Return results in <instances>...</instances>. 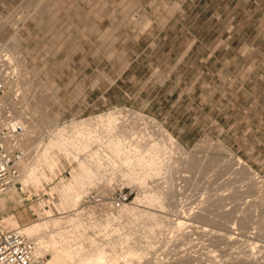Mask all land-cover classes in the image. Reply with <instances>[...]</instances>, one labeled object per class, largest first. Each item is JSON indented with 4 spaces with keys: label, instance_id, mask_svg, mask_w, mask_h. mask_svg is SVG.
<instances>
[{
    "label": "rangeland",
    "instance_id": "rangeland-1",
    "mask_svg": "<svg viewBox=\"0 0 264 264\" xmlns=\"http://www.w3.org/2000/svg\"><path fill=\"white\" fill-rule=\"evenodd\" d=\"M1 49L12 51L19 60L25 87L21 110L39 129L38 134L33 133L35 143L26 141L27 162H32L39 150L36 139L46 142L53 136L49 126L52 121L62 126L115 108L142 112L163 124L186 147L188 153L184 157L175 153L178 157L172 162L180 166L173 172L179 205H171L180 207L171 211V230L161 233V241L153 248H147L144 240V249L153 253L132 264H150L146 260H153V264H248L245 260L264 264V0H0ZM125 118L133 119L130 113ZM138 125L142 132L155 133L153 125ZM102 144L98 141L95 147L102 148ZM194 156L198 166L188 168L189 158ZM236 157L244 163L238 164ZM181 158L182 162L185 159L186 170L181 169ZM111 159L106 160L107 168L92 164L94 183L78 205L87 221L115 210L110 203L120 191L129 194L125 203L134 201L140 193L139 182L125 174L126 165L115 157ZM225 161L235 164L225 167L238 171L236 178V171L229 173L224 167ZM78 162L74 157L62 164L57 162L50 183L42 189L31 183L25 190L18 179L15 187L0 197V221L6 224L5 219L16 214L23 223H29L48 214L61 217L75 211L60 200L57 185L70 183L82 196L71 176L75 170L81 171ZM222 165L228 173L220 171V175ZM216 172L219 179L232 173L231 182L226 178L224 183L223 176L216 180ZM160 176L149 177L148 185L160 178L163 186L165 177ZM248 180L259 184L250 190L244 187ZM242 186L251 194L243 189L244 196L236 202L244 201L234 203L242 205L237 207L242 211H238L227 197L228 192ZM13 192L12 199L5 203L6 196ZM218 194L226 198L220 202L215 198ZM53 200L56 207L50 204ZM212 202H224L225 207L218 204L212 208L216 207ZM207 206L215 212L220 208L228 212L232 207L224 217H230L231 222L235 217V227L239 226L238 214L251 218V226L248 219L246 228L244 223L239 229L233 228L237 236L232 245L228 243L232 247L226 250L228 244L220 242L221 249L216 250L224 248L227 259L222 251L218 256V243L212 244L211 234H207L210 245L208 236L194 226L197 221V225L202 224L197 216L210 211ZM40 209L44 211L41 214ZM232 210L237 211L236 216L231 215ZM193 217L198 219L194 227L187 224L191 218L195 221ZM177 220H187L186 229L184 224L176 227ZM124 225L126 229L135 227L128 220ZM220 229L226 232L224 227ZM139 234L135 235L138 240ZM45 254L49 260L51 251ZM237 255L240 259L236 260Z\"/></svg>",
    "mask_w": 264,
    "mask_h": 264
},
{
    "label": "bare ground",
    "instance_id": "bare-ground-1",
    "mask_svg": "<svg viewBox=\"0 0 264 264\" xmlns=\"http://www.w3.org/2000/svg\"><path fill=\"white\" fill-rule=\"evenodd\" d=\"M19 37L14 36L13 38H19ZM127 113H130L133 119L130 118L129 120H127L125 118V115H127ZM141 113H139L136 110L129 109V108H126V109L115 108V109L97 113L91 116L83 117L80 119H74L71 122L66 123L62 126L58 125L56 121H52L49 126L50 128H52L54 132L53 136L46 142L43 141L40 137L36 139V141H38L37 144H38L39 150H37V154L34 160L32 162H27L26 160L27 151H26L25 156L19 162V169L20 171H22L21 172L22 176L21 178L19 177L18 179L20 180L23 188L27 190L31 183L32 184L36 183L40 187V189L44 187V184H49L50 174L56 171L57 162L59 164H62V162L65 159H70L72 157H74L75 159H78L79 161L78 163H79L81 171L78 172L75 170L74 172L71 173V176L74 179L76 185L80 188L79 189L77 187V189L80 190V193L82 192V196L74 192L73 186L70 183H67L63 187L57 185L58 189L60 190L59 192L60 200L65 202L67 206H70L71 209H74L75 211H73L72 213H69L68 211L67 212L68 214L66 213V215L64 214V216H61V217H57V216L53 217V214H48L46 218H43V219L40 218V219H37L29 223H25V224H22L14 216H12V218H6L4 221L8 226L19 227L22 232L27 234L29 237L33 238L37 244V250L40 254H45L47 251H51V258H49L48 264H132L135 262L134 260L147 257L149 256L150 253L151 254L153 253V251L151 252L150 249L148 250L144 249V246H143L144 240H145V243L146 242L148 243V245H146L147 248L148 247L153 248L155 247V244L157 241L159 240L161 241V238L159 239L160 234L165 232L167 229L171 230L168 227L169 221L171 220L170 219L171 211L174 212L176 208L178 209V207H180V206L178 207L173 206L174 207V210H173V207L171 205V203L173 205L175 203H176L175 205H179L178 204L179 200L178 202H176L178 199L176 198L177 197L176 194L178 190H177V187L175 186L177 182L175 183L173 181L175 179L173 177L174 175L173 172L176 170L175 169L176 167L178 170V167L180 165L179 166L176 165V167L174 166L175 163H172L174 162L173 157L177 156V155L174 156L175 153L177 154L179 153V156L180 155L183 156V154H187L188 151L186 147H184L177 140L174 134L170 130H168L163 124ZM21 114H23V112H21ZM138 124L153 125V131H155V133H152V131H148L147 133L142 132L143 131L142 128L138 129L136 127V126H139ZM37 131H39L38 127L36 126L33 120H30V132L26 139V141H28L30 145L35 143V138L33 140V137L35 135L33 133H37ZM155 135H157V137ZM98 141L103 142L102 148L95 147V143H97ZM28 144H27V147H28ZM82 153H85L86 155L81 157L80 155ZM114 157L122 161V163L126 165L127 171L125 174L129 176L130 179L139 182L140 187H141L139 189L140 193L137 195L134 201H131L129 203H124L123 205H120L115 210H112V211L110 210L102 218L96 219L94 221L92 220L87 221L86 217L83 214L84 209L81 210L82 209L81 208L80 210H78V205L85 194L84 192L87 189H89L90 186H92V183H94L96 173H95V167L92 164L94 163L98 168H107L108 164L106 163V160L113 161V159L111 158H114ZM189 159H190V162H188L189 160L186 161V163L188 162V165H187L188 168L190 166L194 167L197 165V161H196L197 158L195 156L192 160L191 158ZM176 160H178V158ZM184 160L185 159H183V162ZM236 160H237V163L238 162L240 164L244 163V161L240 157L237 158ZM180 161H181L180 162L181 167L183 164V167L181 169L186 170L187 168H185L186 165H184V163L182 162V158ZM231 163L229 161L228 163H226L225 161L224 167L227 166V164H229L231 168ZM229 165H228V168H229ZM232 165L235 166V164L233 163ZM200 166H201V163H200ZM199 168L200 167L196 169H199ZM219 168L220 169L223 168V165L220 166ZM225 168L224 170L223 169L219 170V174H220V171H222L223 173L224 172L230 173L231 170L233 173L234 171H236V170L233 171V168L231 170H228L226 168L228 170L227 172ZM237 172L238 171L234 173L235 178L237 177V174H239V172L238 173ZM161 174H164L165 180L163 176H162V179L165 181V183H167V185H165L166 188L164 186L165 183L163 180L160 181L161 183L163 181V184H162L163 186H161V184L158 182L160 178L158 180L156 179L157 181L155 180L157 183L152 182L150 184L151 186L148 185V183H150V182L147 183V179L149 177L151 176L157 177V176H160ZM230 175L232 176L233 174L231 173ZM216 176H217V172H216L215 177ZM222 176L224 177V175ZM222 176L220 177L221 180H222ZM231 176H228V178L230 179L229 180L230 182H231ZM217 178L219 179V175L216 177V180ZM226 178H227V175L226 177L223 178V180ZM226 182L224 180V183ZM234 183L237 184V182H234ZM234 183H233V186H234ZM159 184L160 186H158ZM256 184H259V183L248 180V183L244 184V187H246L247 185L248 189L252 190L255 188ZM13 187H15V184H11L5 192L0 194V197L4 195L5 193H7V191L9 189H12ZM239 188L231 190L232 192L231 191L228 192L230 195H228L229 197H227V199L230 198L233 201V202L231 201L233 205L236 201H238L237 199L242 198V195L244 196V192L248 194L250 191V190L248 191V189L247 190L244 189L243 186H242V189H239ZM243 189H244V192H243ZM52 190H55V187H52ZM253 191L255 192L256 190H253ZM220 194H218L219 197H217L216 195L214 196H216L215 198H218L219 201L221 202L226 198V195L224 194L225 195L224 196L225 198H224L223 194L222 196ZM250 194L251 192L249 193V195ZM13 195H14V192L7 195L6 200L12 199ZM215 198L213 199L215 200ZM246 198H247V195H246ZM213 199L212 201L214 202ZM251 201H253V199ZM231 202H229V205ZM241 202H236V203H241ZM223 203L224 202H222V204L221 203L220 204L217 203L216 205L214 204V206L216 207H212V208L216 209L218 204L220 206V205H224ZM245 203L247 204V202ZM50 204L56 207L57 202L53 200ZM227 205H228V202H227ZM92 206L93 205H91V207ZM238 206H242V205L235 204L233 207L237 209ZM207 207L209 209V207L211 206H207ZM228 207H231V206H228ZM239 208L237 210L242 211L241 207ZM225 209L227 208H224L223 210H221L220 208L221 211L220 210L218 211L217 209L216 212L213 209L212 211L209 209L210 211L207 210V212H205L203 208L204 210L203 213L201 211V213H199L198 216L196 214V216L199 219V222L202 223L201 225H197L198 221H197V224L194 225L196 223V220L198 219H194L193 217L195 221L193 220L194 222H191L190 220L192 218L191 219L188 218L189 223L187 222V220L185 221L177 220L178 225H176V227H178L179 225L181 226L183 224L184 226L187 224L191 226L194 225L195 227L198 226V228L200 227L199 228V231H201L200 233L202 234L204 233L205 236L207 234H211V236L213 237L211 239L213 241L212 243L211 240L209 239L210 236L207 235L208 238L206 240H210L209 244L211 245L212 243L214 245L218 243L216 244V246L217 245L218 246L215 248V250L217 248L221 249L219 248L221 244L220 242L223 243V246L225 245V243L227 245L229 242L234 241L237 236V234L236 236H234V233L236 231L233 230V228L237 227V226L236 227L233 226L235 225L234 224L235 217L232 216L233 222H231L232 220L230 217L229 218L227 217L228 219L224 217L226 213H229V214L231 213L230 210L232 209V207L230 208L228 212L224 211ZM43 212L44 211L40 209L39 213L41 214ZM103 212H105V210H103ZM235 212L237 213V211H234V213L232 212L231 215L234 214L236 216ZM238 215L240 216V218L238 217V220H237L238 221L237 223L239 224V226L237 227L238 229L243 227L242 225L248 222V219H250L249 226H251V218H248L247 216H244V215L241 216V213ZM248 216L250 217V215ZM223 218H225L226 221ZM87 219H88V216H87ZM127 220L135 224V227L133 229L125 228L124 222ZM228 220H230V222L233 223L231 224L232 226L227 222ZM185 222H187V224H185ZM222 227L225 228L224 230L226 232H222V230L220 229ZM244 228H246V224ZM244 228L242 229L245 230ZM184 229H186V226ZM184 229L183 231H185ZM137 232H140V234L142 235V236L140 234H139L140 236L138 235L140 237L139 240L135 237ZM186 232L188 233L187 230ZM189 233H190V229H189ZM244 235L246 236L247 234H244ZM100 236H103V239H101ZM240 236H241V233H240ZM166 239H168V237H166L165 240ZM88 242H90V244H88ZM229 244L232 245V242ZM229 244H228V247H225V249L227 248L226 250L229 249V246L232 247ZM159 248L160 247L158 246V249ZM217 250L216 252H218L219 257L221 256L223 252L224 256H226V259L228 258L227 257L228 255H226L225 250L224 251L220 250L222 251L220 255H219L220 251H217ZM244 250L250 251V250H246L245 247H244ZM251 250L253 251V246ZM242 253H244V251ZM247 253L249 254V252ZM195 255L197 254H194V256ZM238 255L235 257L236 260H237ZM192 256L193 255H191L190 257ZM232 256L234 257V255ZM244 257L241 256L242 259ZM148 258H151V257H148ZM245 258L247 259V256ZM250 258L251 257H249V259ZM231 259L233 258L231 257ZM149 261L150 260H148L147 262L146 260V263L151 264L153 262V260L152 262L151 261L149 262ZM223 261H224V258H223ZM245 262H248V264H250L249 260L248 261L245 260ZM211 263L212 261L210 262V264ZM219 263L220 261L218 262V264Z\"/></svg>",
    "mask_w": 264,
    "mask_h": 264
},
{
    "label": "built area",
    "instance_id": "built-area-1",
    "mask_svg": "<svg viewBox=\"0 0 264 264\" xmlns=\"http://www.w3.org/2000/svg\"><path fill=\"white\" fill-rule=\"evenodd\" d=\"M24 83L17 56L10 50H0V194L11 184H17L19 162L26 154V139L30 118L24 114L22 97ZM129 201V194L120 191L111 200L118 208ZM0 264H48L46 254H40L35 240L19 227L0 221Z\"/></svg>",
    "mask_w": 264,
    "mask_h": 264
},
{
    "label": "crops",
    "instance_id": "crops-1",
    "mask_svg": "<svg viewBox=\"0 0 264 264\" xmlns=\"http://www.w3.org/2000/svg\"><path fill=\"white\" fill-rule=\"evenodd\" d=\"M15 194V193H14ZM6 198H7V196H6ZM8 200H10V199H8ZM8 200H6L5 199V201H6V203L8 202ZM0 201H1V199H0ZM3 202V201H2ZM15 214V213H14ZM15 216L18 218V216L15 214ZM18 220L22 223V224H25V223H23L19 218H18ZM27 223V222H26Z\"/></svg>",
    "mask_w": 264,
    "mask_h": 264
}]
</instances>
